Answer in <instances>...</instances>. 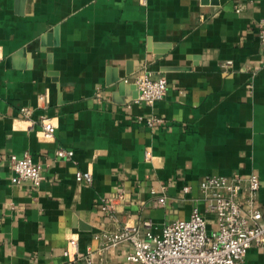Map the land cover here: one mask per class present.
Listing matches in <instances>:
<instances>
[{"label":"crops","instance_id":"obj_1","mask_svg":"<svg viewBox=\"0 0 264 264\" xmlns=\"http://www.w3.org/2000/svg\"><path fill=\"white\" fill-rule=\"evenodd\" d=\"M263 21L264 0H0V264H74L71 240L96 264H128L132 244L105 235L145 221L158 235L195 209L216 230L209 176L258 175L264 210ZM147 72L168 82L154 106L134 102ZM12 155L41 166L38 186L12 182ZM119 194L113 219L102 206ZM244 264H264V245Z\"/></svg>","mask_w":264,"mask_h":264},{"label":"built area","instance_id":"obj_2","mask_svg":"<svg viewBox=\"0 0 264 264\" xmlns=\"http://www.w3.org/2000/svg\"><path fill=\"white\" fill-rule=\"evenodd\" d=\"M260 39L264 58V21L260 24ZM232 66L231 61L222 65L224 69ZM134 85L138 91L134 102L148 106L162 101L168 91L165 78L156 79L148 72L137 77ZM31 113L28 108L22 110L25 118H29ZM145 122L153 128L165 121L153 115L145 118ZM40 128L43 137L48 139L54 137L57 129L47 116L41 117ZM56 156L70 161L74 152L59 149ZM8 161L14 184L28 181L38 186L41 183V166L35 164L30 156L19 158L12 155ZM2 162L0 157V167ZM83 178L88 183L93 181L90 172L83 173ZM260 188V178L255 174L248 178L238 174L206 177L200 183L201 200L206 211L216 217V230L210 231L205 216L195 209L189 219L164 225L158 235L152 232V221H145L142 225H125L120 231L105 235V240L114 247L127 242L132 244L133 252L128 264H244L249 249L264 245V210L257 205ZM190 191V187L184 188L185 193ZM123 199L124 194L105 199L102 210L115 219L117 202ZM165 202L166 198H160L157 204L163 206ZM77 247L76 240L69 242L65 256L70 262L96 264L91 258L79 254Z\"/></svg>","mask_w":264,"mask_h":264},{"label":"water","instance_id":"obj_3","mask_svg":"<svg viewBox=\"0 0 264 264\" xmlns=\"http://www.w3.org/2000/svg\"><path fill=\"white\" fill-rule=\"evenodd\" d=\"M24 1H25V0H20V2H21V5H23V4H24ZM137 96H138V94H137ZM137 96H136V98H137Z\"/></svg>","mask_w":264,"mask_h":264}]
</instances>
